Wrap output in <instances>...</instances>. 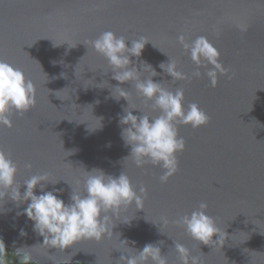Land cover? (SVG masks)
I'll list each match as a JSON object with an SVG mask.
<instances>
[{
  "label": "water",
  "instance_id": "obj_1",
  "mask_svg": "<svg viewBox=\"0 0 264 264\" xmlns=\"http://www.w3.org/2000/svg\"><path fill=\"white\" fill-rule=\"evenodd\" d=\"M105 31L129 46L144 37L141 57H131L140 78L152 76L143 61L158 73L154 82L184 90L185 109L196 103L209 117L197 129L177 126L186 147L167 182L159 166L138 167L121 138L125 108L151 118L160 111L134 81L112 79L107 59L90 43ZM181 35L189 44L204 36L219 51L228 74L219 75L215 87L203 67L194 75L197 65ZM0 60L20 69L35 89V105L13 111L11 128L0 125V151L18 168L21 194L26 180L47 174L45 190L62 189L69 203L72 192L86 195L84 180L93 169L123 172L138 193L146 189L142 209L133 202L113 216V235L82 239L64 251L43 246L33 222L17 215L27 203L18 205L10 190H0L1 246L28 254L33 264H125L122 253L137 255L147 243L160 248L166 264H181L177 243L201 264H264V0H0ZM169 60L187 79L159 68ZM118 85L128 102L119 98ZM202 202L221 237L227 233L223 246L194 240L180 222Z\"/></svg>",
  "mask_w": 264,
  "mask_h": 264
},
{
  "label": "clouds",
  "instance_id": "obj_2",
  "mask_svg": "<svg viewBox=\"0 0 264 264\" xmlns=\"http://www.w3.org/2000/svg\"><path fill=\"white\" fill-rule=\"evenodd\" d=\"M246 31V27L241 28ZM179 42L190 53L192 61L197 65L196 77L201 76L199 69H206V75L212 87L218 83L219 75H227L226 69L219 60L220 53L216 47L204 36L197 37L190 44L185 42L183 35ZM96 52L103 55L111 67L112 79L123 84L134 81L137 92L146 100L153 102V107L160 111V115L151 118L147 115H134L136 108L124 109V115L119 117L122 128L121 138L126 146H131L130 155L135 164L140 167L145 163L159 166L163 169L161 182H167L178 171L179 161L177 153L185 150L186 144L178 135V125H191L197 129L208 123V115L201 110L198 104L191 103L184 107V90L169 91L160 82H154L152 77L158 75L156 70L146 62L152 70V76L141 79L139 70L133 66L131 57L140 58L148 41L144 37L132 40L131 46L123 36H116L111 31H105L97 39L90 42ZM57 46V45H56ZM211 66V67H209ZM159 68L175 80L187 79V76L178 71L174 61L160 63ZM119 98L128 102L127 91L119 85ZM35 89L32 81L24 73L8 62L0 60V125L12 127L9 115L15 111L23 114L35 105ZM116 98V97H115ZM27 167H31L28 164ZM18 168L15 162L3 151H0V190H10V197L17 204L27 203V207L17 215H25L33 222V231L43 237V246L64 251L82 239H95L100 241L105 236L113 235L115 223L113 216L122 206H131L133 202L137 209H142L143 197L146 189L141 187L139 193L132 186L130 179L123 172L119 176L106 174L103 170L93 169L87 171L84 180L86 195L81 196L72 192L70 202L66 203L59 195L62 189L46 191L48 183L47 174L33 175L24 182L25 191L20 192L16 185ZM58 183V182H57ZM39 186L40 194L35 189ZM5 195L0 191V197ZM206 203H201L199 210L181 218L191 237L205 245L222 244L227 233L221 237L220 230L212 217L206 214ZM111 213V215H110ZM129 223V222H124ZM20 235H26L21 229ZM217 236V239H213ZM122 244L129 245L127 239ZM135 244V241L131 242ZM130 248V247H129ZM181 264H201L199 257L182 244H175ZM19 254V253H18ZM29 258L24 254V259ZM120 260L125 264H166L159 247L152 243L144 245L137 255L121 254Z\"/></svg>",
  "mask_w": 264,
  "mask_h": 264
},
{
  "label": "trees",
  "instance_id": "obj_3",
  "mask_svg": "<svg viewBox=\"0 0 264 264\" xmlns=\"http://www.w3.org/2000/svg\"><path fill=\"white\" fill-rule=\"evenodd\" d=\"M0 264H33L24 259V255L16 254L10 248L0 245ZM73 264H88L76 262Z\"/></svg>",
  "mask_w": 264,
  "mask_h": 264
}]
</instances>
